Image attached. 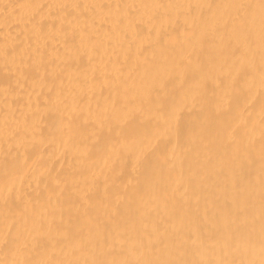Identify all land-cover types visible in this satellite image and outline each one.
Listing matches in <instances>:
<instances>
[{"label": "bare ground", "instance_id": "obj_1", "mask_svg": "<svg viewBox=\"0 0 264 264\" xmlns=\"http://www.w3.org/2000/svg\"><path fill=\"white\" fill-rule=\"evenodd\" d=\"M0 264H264V0H0Z\"/></svg>", "mask_w": 264, "mask_h": 264}]
</instances>
